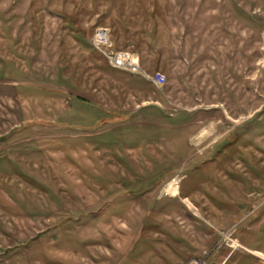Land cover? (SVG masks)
Returning a JSON list of instances; mask_svg holds the SVG:
<instances>
[{"label":"rangeland","instance_id":"374dc122","mask_svg":"<svg viewBox=\"0 0 264 264\" xmlns=\"http://www.w3.org/2000/svg\"><path fill=\"white\" fill-rule=\"evenodd\" d=\"M255 181L264 0H0V264H178L196 234L221 264Z\"/></svg>","mask_w":264,"mask_h":264},{"label":"crops","instance_id":"0c3cea01","mask_svg":"<svg viewBox=\"0 0 264 264\" xmlns=\"http://www.w3.org/2000/svg\"><path fill=\"white\" fill-rule=\"evenodd\" d=\"M248 186L249 185L241 183L243 189ZM249 188L252 190L244 193V198L242 199L239 208V215L232 216L230 219L231 222L228 224L229 230L233 228L236 230L234 237L241 244L243 249L236 252H232L230 249L224 250L221 264H249L248 258L254 259L255 264H264V182L255 181L248 187V189ZM253 189H255V191H253ZM184 198L186 202L190 199L188 196H185ZM148 216L149 214L147 217ZM156 216H159L158 219L164 218L167 222L169 221L167 223V228L174 231L172 228L173 223H171L173 218H171L172 216L170 214H159ZM156 216L151 218L155 220ZM178 219L182 220L189 227H193L190 215H187L186 213L183 215L180 214L177 217V220ZM173 233L176 236H181L178 230L176 233ZM195 239L196 248L189 250L184 260H179L178 264H187L192 258H205L208 260L211 257L209 250L205 249L201 251L199 249L200 241L198 234H196ZM213 247L215 248L214 245ZM183 250L184 253L186 249L183 248Z\"/></svg>","mask_w":264,"mask_h":264},{"label":"built area","instance_id":"2783aa9c","mask_svg":"<svg viewBox=\"0 0 264 264\" xmlns=\"http://www.w3.org/2000/svg\"><path fill=\"white\" fill-rule=\"evenodd\" d=\"M92 46L106 59L112 68L140 75L158 88H163L166 85L167 78L164 74L160 72L148 74L143 70L139 56L131 52L117 51L114 48L110 30L98 28L92 38ZM234 234V228L222 233L223 246L232 252L243 249L241 244L234 239ZM187 264H208V260L205 258H192Z\"/></svg>","mask_w":264,"mask_h":264},{"label":"trees","instance_id":"16d2710c","mask_svg":"<svg viewBox=\"0 0 264 264\" xmlns=\"http://www.w3.org/2000/svg\"><path fill=\"white\" fill-rule=\"evenodd\" d=\"M106 60V59H105Z\"/></svg>","mask_w":264,"mask_h":264}]
</instances>
